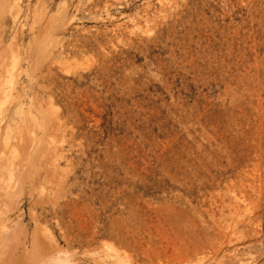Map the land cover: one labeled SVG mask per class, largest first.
<instances>
[{
    "label": "rangeland",
    "instance_id": "1",
    "mask_svg": "<svg viewBox=\"0 0 264 264\" xmlns=\"http://www.w3.org/2000/svg\"><path fill=\"white\" fill-rule=\"evenodd\" d=\"M3 3L0 264H264V0Z\"/></svg>",
    "mask_w": 264,
    "mask_h": 264
},
{
    "label": "bare ground",
    "instance_id": "2",
    "mask_svg": "<svg viewBox=\"0 0 264 264\" xmlns=\"http://www.w3.org/2000/svg\"><path fill=\"white\" fill-rule=\"evenodd\" d=\"M0 12H3V6L1 5L3 2H6V0H0ZM4 4V3H3ZM4 148L5 147H3L2 149L0 148V150H4ZM8 153V152H7ZM3 153H1L0 154V157H2L3 158ZM9 161V160H8ZM11 166V165H10ZM7 168H8V166H6ZM4 169H5V167H4ZM10 172V171H9ZM21 178L19 177V180H20ZM12 201V200H11ZM6 233V232H5ZM12 234L13 233H11V232H9L8 231V233L7 234H5V237L7 238V239H11L10 237H12ZM38 243V242H37ZM111 248V247H110ZM114 250V249H113ZM116 256V255H115ZM19 257V256H18ZM18 257H15L14 255H12V253H10L9 254V256H7V258H6V261H5V264H25L26 263V261H24L23 259V261H21L20 260V258H18ZM21 257V256H20ZM40 257V256H39ZM46 258H48L47 256H45ZM120 257V256H119ZM44 259V258H43Z\"/></svg>",
    "mask_w": 264,
    "mask_h": 264
}]
</instances>
